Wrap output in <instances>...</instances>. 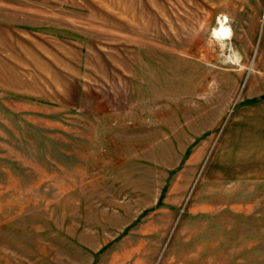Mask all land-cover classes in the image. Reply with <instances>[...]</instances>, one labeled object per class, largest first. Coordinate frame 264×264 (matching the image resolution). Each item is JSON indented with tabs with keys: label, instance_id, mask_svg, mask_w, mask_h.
Here are the masks:
<instances>
[{
	"label": "rangeland",
	"instance_id": "1",
	"mask_svg": "<svg viewBox=\"0 0 264 264\" xmlns=\"http://www.w3.org/2000/svg\"><path fill=\"white\" fill-rule=\"evenodd\" d=\"M0 264H264V0H0Z\"/></svg>",
	"mask_w": 264,
	"mask_h": 264
},
{
	"label": "clouds",
	"instance_id": "2",
	"mask_svg": "<svg viewBox=\"0 0 264 264\" xmlns=\"http://www.w3.org/2000/svg\"><path fill=\"white\" fill-rule=\"evenodd\" d=\"M237 55H239V54L237 53ZM237 64H238V66H239V68H240L241 71L246 70L247 67H248V66H246V65H244V64L242 63V58H241L240 61L237 62Z\"/></svg>",
	"mask_w": 264,
	"mask_h": 264
}]
</instances>
